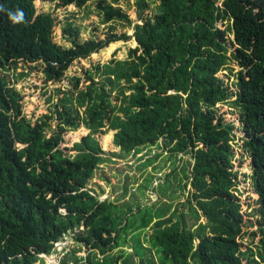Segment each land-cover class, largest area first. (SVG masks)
<instances>
[{
	"label": "trees",
	"instance_id": "16d2710c",
	"mask_svg": "<svg viewBox=\"0 0 264 264\" xmlns=\"http://www.w3.org/2000/svg\"><path fill=\"white\" fill-rule=\"evenodd\" d=\"M35 1L0 0V264H37L76 231L75 240L93 250L84 261L74 256L77 264H123L125 252L111 255L122 246L133 249L124 264H134V255L144 262L152 249L160 264H264V0H160L158 11L137 25L133 36L111 31L102 41L79 43V32L68 25L64 35L73 42L68 49L54 42L56 21L51 13H37ZM41 1L59 7L97 1L104 23H132L106 0ZM136 3L141 13L147 8L146 0ZM18 11L23 19L14 23L10 14ZM225 21L226 29L218 28ZM230 34L235 51L228 55ZM131 39L137 46L128 59L87 72L92 81L87 90L78 88L81 80H71L74 91L60 100L59 129L50 136L45 121L26 120L22 97L1 73L22 62L41 64L45 81L60 83L75 62ZM231 60L241 68L235 94L219 76ZM115 89L118 104L110 99ZM232 96L236 99L230 101ZM73 102L85 106L83 116L77 110L73 114ZM226 103L238 112L241 149L251 160L257 195V208L249 213L255 216L249 225L256 224L251 232L245 230L237 194L236 129L217 110ZM81 124L90 133L73 144V156H66L59 148L62 133ZM108 130L115 132L121 156L163 138L173 157L189 158L182 172L194 190L190 195L197 209L189 203L194 224L188 225L185 216L165 218L166 204L136 210L125 205L121 211L92 194L88 186L96 168L109 161L94 135ZM201 218L206 224L198 225ZM154 221L148 249L140 237ZM249 235L259 237L255 247L244 244Z\"/></svg>",
	"mask_w": 264,
	"mask_h": 264
},
{
	"label": "rangeland",
	"instance_id": "374dc122",
	"mask_svg": "<svg viewBox=\"0 0 264 264\" xmlns=\"http://www.w3.org/2000/svg\"><path fill=\"white\" fill-rule=\"evenodd\" d=\"M137 0H106L107 3L113 4L115 7L121 8L130 18L131 25H121V23H104L103 16L98 9V2H88L84 7H77L76 5H70L67 7H59L55 3L42 2L36 0L37 13L48 12L51 13L56 21V27L54 29V42L64 49L71 48L73 42L65 37L64 29L68 25H72L74 29L79 32V43H85L88 40L96 39L102 41L106 38L109 32L114 31L116 34H127L128 36L134 35V28L137 25H142L143 21L147 17H151L158 11L160 0H146L147 8L141 10L137 7ZM143 17V19H142ZM227 27V22H220L218 28L224 30ZM228 55L235 51L233 46L234 36L230 34L228 37ZM137 46L134 39L124 43L118 42L110 45L108 48L93 54L88 59L79 60L75 62L70 69L64 75L63 80L60 83L50 82L47 83L43 76V66L41 64H29L19 63L18 66L9 67L11 70L1 72L11 82L12 86L22 97V112L23 116L28 122L35 125L45 121L47 127L45 134L50 136L53 132L59 129V120L56 118V110L61 109L60 100L63 99L64 93L74 91V85L72 79H79V89L87 90L88 86L92 84V81L88 80L87 72L96 67L97 65H106L111 61L126 60L129 57V52ZM241 70L238 63L231 60L227 69L220 72L219 76L225 81V85L229 86V89L234 94L237 92V88L234 83L237 80V73ZM99 77H96L95 81ZM117 91L115 89L111 94V100L113 103H119L117 100ZM131 90H127L129 94ZM76 95V93H75ZM236 99V96H232L231 100ZM73 114L77 110L79 116H83L85 106H77L73 102ZM218 114L222 115L225 124H232L235 126V163L234 171L238 173V190L237 193L240 197V203L242 206V212L245 214L244 220L247 224L246 231H254L256 224L250 226V221H255V216L249 214L254 208H257L256 199L257 195L254 193L251 181V160L247 153L241 149L242 139L244 135L239 131L241 125L239 122V115L235 107L229 103L219 104L217 106ZM120 116H122L120 114ZM105 130V128L103 129ZM90 133L84 125H79L75 130L67 129L62 133V142L59 148L66 156H73L75 152L72 150L74 143L81 142V140ZM114 131L108 130L105 134L97 133L94 135L96 140L100 143L102 150L105 151L104 157L109 161L100 164L95 171V176L90 180L88 189L92 191V194L96 195L100 200H109L112 204L116 205L121 211L125 205L133 207L136 210V206L152 207L159 209L166 204V216L173 217L174 221L179 219H185L188 225H192L196 222V216L192 209L196 210L197 206L191 198V193L194 192L190 181H187L182 172L183 165L188 163V157L180 155L177 158L173 157L170 149L172 147H166L165 140L161 138L157 145L152 147L142 148L137 154L131 153L127 156L120 155L119 147L113 143ZM105 137L108 138L106 142ZM152 160L153 162L147 163ZM147 165H144L146 164ZM183 180V181H182ZM159 184H168L161 185ZM125 189L127 192L125 193ZM166 189L164 194L162 191ZM190 200L192 201V209L190 207ZM178 212V217H175ZM248 214V215H247ZM119 216V214H117ZM253 216V217H251ZM154 221L150 227L145 230L140 239L144 246L151 249L150 238L151 234L155 230ZM206 224V220L201 218L198 225ZM197 229V226L193 228V231ZM84 230V229H83ZM75 233H79L76 231ZM75 233H69L65 236L59 244L56 245L55 253L48 257L42 256L41 261L37 264H63L67 261L69 264H77L74 261V256L86 260L93 252L92 248L84 243H78L74 235ZM116 235V234H114ZM130 236L127 237L128 246L131 245ZM259 237L249 235L243 239L245 245L255 247ZM198 244V242L196 243ZM125 249L126 251H122ZM125 252V258L121 259L124 264L128 254L133 253L132 248L120 247V249L114 250L112 256H121ZM99 257H105L104 254L98 252ZM148 260L152 261V264H160L159 258L155 250L148 251L145 255L144 262L138 258L137 255L133 256L134 264H149ZM132 263V262H131ZM192 264H198L193 261Z\"/></svg>",
	"mask_w": 264,
	"mask_h": 264
},
{
	"label": "clouds",
	"instance_id": "9594fccd",
	"mask_svg": "<svg viewBox=\"0 0 264 264\" xmlns=\"http://www.w3.org/2000/svg\"><path fill=\"white\" fill-rule=\"evenodd\" d=\"M11 15V19L13 20V22H20L23 19V12H16L15 14H10Z\"/></svg>",
	"mask_w": 264,
	"mask_h": 264
}]
</instances>
